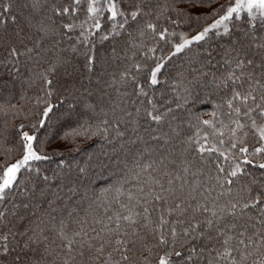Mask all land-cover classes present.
Listing matches in <instances>:
<instances>
[{
	"label": "snow or ice",
	"instance_id": "6c2138e0",
	"mask_svg": "<svg viewBox=\"0 0 264 264\" xmlns=\"http://www.w3.org/2000/svg\"><path fill=\"white\" fill-rule=\"evenodd\" d=\"M180 2L182 0H177V3ZM14 3L15 0H0V23L5 15L12 14ZM46 3L47 0H26L21 5L32 9L23 17L26 26H34L32 14ZM72 3L71 10L65 6L53 7L52 11L56 17L73 18L86 4L83 21L62 23L61 27L66 33L80 30L77 41L84 46L83 51L76 45L72 46V51L84 57L83 68L89 74L94 71L97 62L91 37L99 33L101 41H106L110 35H120L119 29H126L141 16L151 14L144 10L147 0H128L127 9L122 7L124 0H72ZM200 3L203 5L204 0ZM212 3H218V0H208L209 10L195 15L182 8H173L177 16L188 21L213 18L212 23L191 38L179 33L180 42L173 45L174 50L166 57H155L154 67L148 69L146 65L133 63L120 72L118 78L113 74L106 82L107 87L119 85L116 91L120 101L109 109L113 118L109 120V113L101 109L104 118L94 126V130L86 122L65 134V139L102 135L110 143L120 142V149H124V138L131 132L133 136L127 143L133 146L140 143L145 147L134 153L129 150L133 157L131 165L127 158L116 159L118 166L123 164L119 168L120 175L91 201L97 208L104 209L103 217L93 221V225H100L99 228L91 226L85 230L87 221H74L79 227L69 234L66 220L59 221L55 233L62 241L60 248L65 253L62 264H74L77 256L86 257L89 261L95 258L101 264H125L131 259L129 253L133 252L130 245L148 238L153 243L150 246L144 244L149 255L143 257L141 264H152L151 258L157 256L156 264H264V34L259 31L264 28V0H228L218 8H212ZM12 19L15 20V16ZM236 21L247 23L251 31L246 29L244 39H237L231 48L221 54L226 71L216 75L192 67L187 76L180 72L169 85L173 93L172 101L166 98L157 100L154 94L150 95L149 89L154 91L161 83L160 74L166 60L183 53L193 43L205 41L210 33L231 35V26ZM255 21L259 23H253ZM170 22L180 23L177 20ZM52 23L55 21L52 20ZM105 23L110 25L108 32H102ZM146 28L157 34L160 40H165L167 35H177L169 33L168 29L157 33V26L152 23H148ZM38 31L43 36L37 40L36 48H40L42 40L50 32L55 35L54 30L46 25H41ZM139 34L143 36L144 30L141 29ZM128 35L131 36V33ZM27 51L32 52L33 49ZM149 51L155 53L156 48ZM8 54L18 57L23 53L16 47H10ZM213 55L210 49L205 50L202 57L205 66L213 63ZM112 58L126 57H121L114 48ZM60 66L70 80L80 72L71 60H62ZM48 71L55 72L56 66H50ZM145 71V80L141 82L139 74ZM43 78L49 86L52 85L53 81L47 75ZM87 78L90 80V76ZM72 87L78 92L82 88L83 93L92 95L82 82L81 88H76L75 83ZM121 88L125 90L121 91ZM129 88L132 90L128 91ZM196 89L224 92L223 103L216 107L226 105L227 111L223 115L228 117V123L218 120L216 111L210 113L212 119L202 120L196 116L195 133L179 141L184 148L177 163L175 152H168L165 145L181 136L183 121L177 109L186 108L192 102L187 97H195ZM47 94L51 96L52 92ZM86 108L95 114L94 104H87ZM52 110V106L45 107L43 117L47 118ZM173 122H176L175 126ZM44 123V120L40 121L41 127ZM217 124L220 126L217 127ZM200 125L212 129L211 133L204 131ZM165 126L170 131H163ZM188 126L193 125L189 123ZM20 127L22 129L23 125ZM250 133L259 145L251 150L247 143ZM20 139L22 157L8 163L11 157L6 156L0 164V204L19 186L23 172L39 174V169L32 167L33 162L49 158L41 154L42 147L40 152L37 151L39 145L34 147L36 136L23 132ZM113 151L116 152V149ZM99 166L106 169L109 164L100 161ZM250 168L262 170L261 175H254ZM79 171L87 175L86 169ZM43 179L47 181L48 177ZM245 180L248 182L245 183ZM69 192L79 195L75 181L71 182ZM40 194L45 195L43 191ZM113 206H118L115 212H111ZM20 207L30 210L27 203L13 204L11 215L25 219L16 211ZM54 211L56 208H52ZM75 211V208L69 210L68 217H73ZM8 214L7 209L0 210V253L16 251L14 264H56L51 259L53 253L50 247L55 241L50 240L45 234V227H42L47 221L42 216L29 218L27 226L21 229L17 225L13 232L8 227ZM48 216L52 222L56 221L51 212ZM17 236L23 239H16ZM114 252L119 253V259H114ZM56 255L59 256V253Z\"/></svg>",
	"mask_w": 264,
	"mask_h": 264
},
{
	"label": "trees",
	"instance_id": "16d2710c",
	"mask_svg": "<svg viewBox=\"0 0 264 264\" xmlns=\"http://www.w3.org/2000/svg\"><path fill=\"white\" fill-rule=\"evenodd\" d=\"M25 2L26 0H15L12 14L5 15L3 22L0 23V164L5 161L6 156L11 157L8 163H13L22 156L20 137L23 132L36 136L34 147L40 146L37 147L38 152L42 147L41 154L47 155L49 158L32 163L33 168L39 169V174L35 172L21 174L19 186L10 192L8 199L3 204H0V210L7 209L9 211L7 219L10 223L8 227L13 232L16 231L17 225L21 229L27 226L29 218L35 219L37 216H42L47 221L46 225L42 226L46 229L45 234L49 236L50 240L55 241L50 245L53 253L51 259H54L56 264H62L65 253L60 248L62 241L55 233L59 221L66 220L69 225L67 229L69 234L79 227L74 221H87L84 224L85 230H89L91 226L99 228L100 225H93V221L103 217L104 209L97 208L95 204H91V201L120 175L119 168H122L123 164L118 166L115 163L116 159L127 158L131 165L133 157L129 150L134 153L145 147L140 143L134 146L127 143V140L133 136L131 132L124 138V149H120V142L110 143L103 139L102 135H94L91 138L81 135L65 139V134L73 129H78L86 122L93 126L94 130V126L104 118L101 109L109 113L107 117L109 120L113 118L109 109L120 101L119 93L116 91V87L119 85L114 87L106 85L113 74L118 78L119 73L133 63L146 65L148 69L154 67L155 57H166L174 50L173 45L180 42L179 33H185L188 38H191L203 27L212 23L213 18L188 21L184 17L177 16L173 11V8H182L192 15L206 12L209 10L208 0H204L203 5L200 0H182L180 3H177V0H147L144 10L150 12V15H143L137 22L126 26V29H119L120 35H110L106 41H101L99 33L90 38L91 44L94 45L97 62L94 71L89 74L83 68L84 57L72 51L73 45L83 51L84 46L77 41L80 30L76 29L71 33H66L61 27L62 23L83 21L86 17V4L81 6V10L73 18L69 16L56 17L52 11L53 7L67 6L71 10L72 0H47V3L39 11L32 14L34 26L29 27L25 25L23 17L31 13L32 9L31 7H21ZM227 2L228 0H218V3H212L211 7L218 8ZM122 7L125 9L129 7L128 0H124ZM12 16H15V20L12 19ZM49 17L55 21L54 24L52 20H49ZM170 20H177L180 23L172 24ZM148 23L157 26V33L168 29L169 33L175 32L177 35H167L165 40H160L157 34L146 28ZM253 23L258 24L259 21ZM41 25H46L54 30L55 35L53 36L50 32L49 36L42 40L40 48H36L37 40L43 36V33L38 31ZM109 27V23H105L102 32H108ZM231 27V35L217 36L210 33L205 41L193 43L183 53L173 56L171 60H166L165 68L160 74L161 83L154 91L149 89L150 95L154 94L157 100L166 98L167 101H172L173 93L169 85L180 72L187 76L192 67H199L216 75L226 71L221 54L225 49L231 48L237 39H244L243 33L246 29L251 31L247 23L242 21L234 22V26ZM141 29L144 30L143 36L139 34ZM259 31L264 34V28ZM129 32L131 36L128 35ZM10 47H16L23 54L18 57H10L8 54ZM114 48L121 57L126 58L113 59L112 50ZM151 48H156V52L149 51ZM28 49H33V51L28 52ZM208 49L214 54L213 63L205 66L202 57L205 50ZM62 60H71L73 65L80 68V72L74 79L70 80L65 77L64 69L60 66ZM53 65L56 66V71L49 72L48 69ZM42 74L47 75V78L53 81L51 86L46 83ZM89 76L90 80L87 78ZM145 77L146 71L139 74L141 82H144ZM81 82L91 91L92 95L83 93ZM73 83L76 84V88H81V91H76L72 87ZM124 90L121 88V91ZM127 90L131 91L132 89ZM49 91L52 92L51 96L47 94ZM195 92L197 93L195 97H187L192 102L186 108L177 109V113L183 121L180 128L181 136L174 139L171 144L165 145L168 152H175L177 163L182 158L181 153L184 148V145L179 141L195 133L196 116L202 120L212 119L210 113L216 111L218 120L228 123V117L223 115L227 111L226 105L223 108L216 107L217 104L223 103L224 92L206 89H196ZM87 104L96 106L95 114L86 108ZM48 106H52L53 110L47 118H44L43 110ZM172 106L175 107V104L173 103ZM41 120L45 121L43 127L40 124ZM175 123L173 122V126ZM189 123L193 126L189 127ZM21 125H23L22 129ZM219 126L217 124V127ZM200 127L209 134L212 131L203 125ZM163 131L170 130L165 126ZM145 138H147L146 134ZM255 141L256 138L250 133L247 138L250 150L252 147L259 146ZM151 143L153 146L155 145V142ZM114 148L116 152L113 151ZM9 149H11L10 152ZM100 161L109 164V167L101 169ZM81 168L87 170L86 176L80 173ZM250 171L254 175L260 176L262 170L250 168ZM44 176L48 177L47 181L43 179ZM73 181L76 182L79 195L69 192V186ZM41 191L45 193L44 196H41ZM24 203L29 204L30 210L20 207L16 211L25 219H17L12 216L13 204L22 205ZM52 208H56V211L52 212ZM73 208L76 209L74 216L68 217L67 212ZM117 208L118 206H113L111 212H115ZM49 212L56 217L55 222L50 220ZM4 231L7 232V228ZM16 239H23V237L17 236ZM145 243L150 246L153 242L148 238L144 242L138 241L135 245H130L133 252L129 253L131 259L125 264H141L143 257L149 255L144 248ZM107 251L108 249H106L105 256ZM56 253H59V256ZM16 254V251H10L7 254L0 253V264H14ZM72 255H76V253ZM113 257L119 259V253L114 252ZM151 259L152 264H156L158 256ZM74 264H101V262L95 258L89 261L86 257L77 256Z\"/></svg>",
	"mask_w": 264,
	"mask_h": 264
},
{
	"label": "rangeland",
	"instance_id": "374dc122",
	"mask_svg": "<svg viewBox=\"0 0 264 264\" xmlns=\"http://www.w3.org/2000/svg\"><path fill=\"white\" fill-rule=\"evenodd\" d=\"M21 157H22V156H21ZM21 157H20V158H21ZM20 158H19V159H20ZM14 162H15V161H14ZM14 162H13V163H14Z\"/></svg>",
	"mask_w": 264,
	"mask_h": 264
}]
</instances>
